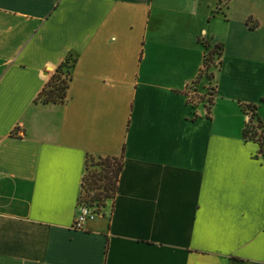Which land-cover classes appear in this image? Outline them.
Instances as JSON below:
<instances>
[{
    "label": "crops",
    "instance_id": "crops-1",
    "mask_svg": "<svg viewBox=\"0 0 264 264\" xmlns=\"http://www.w3.org/2000/svg\"><path fill=\"white\" fill-rule=\"evenodd\" d=\"M69 56L66 102H36ZM246 105L264 125V0H0V264H264ZM89 156L123 170L75 229Z\"/></svg>",
    "mask_w": 264,
    "mask_h": 264
},
{
    "label": "trees",
    "instance_id": "trees-1",
    "mask_svg": "<svg viewBox=\"0 0 264 264\" xmlns=\"http://www.w3.org/2000/svg\"><path fill=\"white\" fill-rule=\"evenodd\" d=\"M205 48L206 52L204 55V66L201 69L200 78H205L204 74L213 68L214 64L213 61H211L213 54L219 59V66L211 70V79H205L207 82L211 83L214 77L215 69L219 68L221 65L223 47L221 45L210 47L209 45L205 44ZM213 49H216V53L212 51ZM74 63H76V60L72 56H69L64 63L55 69L51 78L48 80L43 90L38 95L36 102H41L42 104L46 105H63L66 102L69 83L72 79L71 69L73 68ZM214 94L215 90L213 88V96ZM212 100L213 99L207 101L208 105H213ZM242 108L247 117H249L248 120L246 117V126L243 132V138L245 141L257 143L260 147L259 153L264 155V125L256 114L257 108L253 105L242 106ZM247 110H252L253 114H249L246 112ZM210 111L211 108L208 107V115H210ZM258 130L261 131L260 134H258ZM90 158L93 159V166L96 168L94 173L89 171L88 159ZM88 159L86 160V174L83 177L82 191H84L85 187L88 185L89 198L86 201V204H82L81 191L78 207L87 206L94 214L99 215L102 209L106 207L107 202L114 200L116 193L118 192L119 176L123 170L124 157L89 156Z\"/></svg>",
    "mask_w": 264,
    "mask_h": 264
},
{
    "label": "rangeland",
    "instance_id": "rangeland-1",
    "mask_svg": "<svg viewBox=\"0 0 264 264\" xmlns=\"http://www.w3.org/2000/svg\"><path fill=\"white\" fill-rule=\"evenodd\" d=\"M253 2H255V0H253ZM255 8L257 9L256 5H255ZM212 51H214V53H216V49L215 50L213 49ZM211 61H213V64H214L213 68H216V67L219 66V59H218V57L216 55L214 56V54H213ZM213 68H211V70H213ZM211 70L204 74V77H205L204 79H208V80H209V78L211 79V75H210V74H212ZM206 83H208V82L206 81ZM206 83L204 84L205 85V87H204V96L203 95L201 96L200 94H198L197 88H195V86H191V88H189V93H190L189 96H191V99H190L191 102H195L198 99H202V98H203V100H206V102L209 101L210 99H213V87H212L211 84H206ZM246 112H248L251 115L253 114L252 110H247ZM260 133H261V131L258 130V134H260ZM260 155L262 157H264L263 154H260ZM88 164H89V171L91 173H94L96 168L93 166L94 161H93L92 158L88 159ZM88 193H89V189H88V185H87L85 187L84 191H82V195H81V203L82 204H86V201L89 198L88 197ZM108 202H111V201H108Z\"/></svg>",
    "mask_w": 264,
    "mask_h": 264
},
{
    "label": "built area",
    "instance_id": "built-area-1",
    "mask_svg": "<svg viewBox=\"0 0 264 264\" xmlns=\"http://www.w3.org/2000/svg\"><path fill=\"white\" fill-rule=\"evenodd\" d=\"M249 117H247V120ZM98 215L94 214L90 208L87 206L78 207V216L76 222L74 223L75 229H81L83 224L86 223L87 220H92Z\"/></svg>",
    "mask_w": 264,
    "mask_h": 264
}]
</instances>
